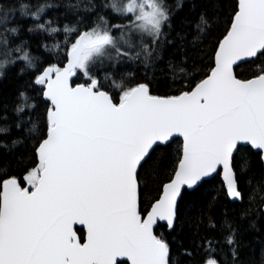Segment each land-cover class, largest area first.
I'll return each instance as SVG.
<instances>
[{
	"label": "snow or ice",
	"instance_id": "snow-or-ice-1",
	"mask_svg": "<svg viewBox=\"0 0 264 264\" xmlns=\"http://www.w3.org/2000/svg\"><path fill=\"white\" fill-rule=\"evenodd\" d=\"M117 11L133 23L114 27L129 36L141 29L153 43L168 20L157 0H129ZM124 44L109 30L84 32L67 53V67L49 66L36 79L51 104L47 133L39 166L27 175L31 190L15 178L0 186V264H170L169 245L153 233L156 223L174 228L178 201L214 174L222 172L229 197L240 199L238 174L251 167L241 153L257 150L264 163V75L241 81L232 70L264 55V0H238L211 74L178 96L158 97L140 84L114 103L93 71L111 50L128 56L131 39ZM77 71L89 86H71ZM174 136L183 137L174 176L142 214L139 170ZM76 225L86 227V242Z\"/></svg>",
	"mask_w": 264,
	"mask_h": 264
},
{
	"label": "trees",
	"instance_id": "trees-1",
	"mask_svg": "<svg viewBox=\"0 0 264 264\" xmlns=\"http://www.w3.org/2000/svg\"><path fill=\"white\" fill-rule=\"evenodd\" d=\"M125 1L0 0V186L15 178L25 187L28 173L39 166L36 150L46 138L51 104L43 97L44 85L35 81L49 66L65 67L80 34L109 30L124 47L125 40L132 41L128 56L111 50L93 71L114 103L140 84L152 95L173 97L191 91L210 74L238 11V0H164L170 17L153 43L146 32L137 29L129 36L123 27H114L133 23L131 14L113 7ZM261 74L264 55L236 68L244 80ZM74 84L88 85V77L77 71ZM173 141L139 171L142 214L159 199L177 168L182 140ZM241 157L251 162L248 171L238 174L241 203L229 199L217 174L195 194L183 196L173 229L158 224L155 234L169 245L170 264H264V165L254 150ZM77 233L83 242L84 230L77 228Z\"/></svg>",
	"mask_w": 264,
	"mask_h": 264
},
{
	"label": "water",
	"instance_id": "water-1",
	"mask_svg": "<svg viewBox=\"0 0 264 264\" xmlns=\"http://www.w3.org/2000/svg\"><path fill=\"white\" fill-rule=\"evenodd\" d=\"M226 36H227V35H226ZM226 36H225V37H226ZM225 37H224V38H225ZM224 38H223V39H224ZM222 41H223V40H222ZM222 41H221L220 43H222ZM219 45H220V44H219ZM217 50H218V49H217ZM216 52H217V51H216ZM215 55H216V53H215ZM258 56H259V54H258ZM258 56H257V57H258ZM257 57H255V58H247V59H244V60H241V61H237V63L234 64V65H233V68H232V70H233V74L235 75V77H236L237 79L241 80V81H248V80H251V79H254V78L258 77V76H256V77H253V78H251V79L244 80V79H241V78L237 77V75H236V68H237L238 66H240L241 64H244V63H246V62H248V61L254 60V59H256ZM67 64H68V62L66 63L65 67H67ZM65 67H64V68H65ZM214 67H215V57H214ZM214 67H213V69H214ZM46 69H47V68H46ZM46 69H45V70H46ZM213 69H212V70H213ZM211 72H212V71H211ZM211 72H210V74H211ZM210 74H209V75H210ZM53 75H54V74H53ZM209 75H208V76H209ZM261 75H264V74H261ZM208 76H207V77H208ZM207 77H206V78H207ZM75 78H76V75L70 77V81H69V82H70V84H71L72 87L89 86V84H88V85H84V84H76V85H75V84H74V80H75ZM206 78H204V79H206ZM199 83H200V82H199ZM199 83H198V84H199ZM198 84H197V85H198ZM197 85H196V86H197ZM196 86H195V87H196ZM195 87H194V88H195ZM194 88H193L192 90H194ZM45 90H46V89H45V86H44V91H45ZM44 91H43V97H44L45 100H47V98L44 96ZM158 97H159V96H158ZM162 98H168V97H162ZM47 101H48V100H47ZM113 102H114V101H113ZM177 138H179V139L182 140V149H183V137H181V136H174V137L172 138V140L177 139ZM37 149H38V148H37ZM254 151L257 152V150H254ZM36 153H37V150H36ZM37 158H38V153H37ZM38 161H39V159H38ZM263 165H264V163H263ZM139 171H140V170H139ZM215 175H217V174H214V176H215ZM173 176H174V175H173ZM220 176H221V179H222V181L224 182V184H225V186H226V181L224 180V177H223V173H222V172L220 173ZM172 178H173V177H172ZM6 181H7V180H6ZM6 181H5V182H6ZM138 183H139V181H138ZM167 183H168V182H167ZM167 183H166V184H167ZM164 185H165V184H164ZM25 187H28L29 190H31V187H30L29 184H27ZM163 187H164V186H163ZM139 190H140V186H139ZM238 190H239V187H238ZM226 191H227V187H226ZM162 192H163V188H162ZM162 192H161V194H160V197L162 196ZM227 195H228V193H227ZM160 197H159V198H160ZM228 197H229V195H228ZM229 199H230L232 202H238V203H241V202H242V195H241V198H240V199H232V198H230V197H229ZM155 202H156V201H155ZM155 202H154V203H155ZM179 202H180V201H178V205H179ZM154 203H153L152 205H154ZM149 211H150V210H149ZM158 224H164V225H166V222H165V221H158V222L156 223V225H155L154 228H153V233H154V235H156V234H155V230H156ZM75 227H76V229H77V228H81V229L84 230V232H85V240H84L83 242H86V239H87V235H86V234H87V229H86V227H85V226H82V225H76ZM168 228H169V227H168ZM171 229H173V228H169V230H171ZM77 235H78V233H77ZM156 236H157V235H156ZM78 237H79V235H78ZM157 238H158V237H157ZM129 264H130V262H129Z\"/></svg>",
	"mask_w": 264,
	"mask_h": 264
},
{
	"label": "rangeland",
	"instance_id": "rangeland-1",
	"mask_svg": "<svg viewBox=\"0 0 264 264\" xmlns=\"http://www.w3.org/2000/svg\"><path fill=\"white\" fill-rule=\"evenodd\" d=\"M128 3H129V0H126L124 3L123 2H118V3H115L113 5V7L117 11V9H120V8L126 6ZM157 3L163 8V10L166 12V14H167V16L169 18L170 17L169 7L166 5L165 1L164 0H157ZM117 12L122 13V14H126V13H123V12H120V11H117ZM138 30H141V29H138ZM141 32L145 33V31H143V30H141Z\"/></svg>",
	"mask_w": 264,
	"mask_h": 264
}]
</instances>
